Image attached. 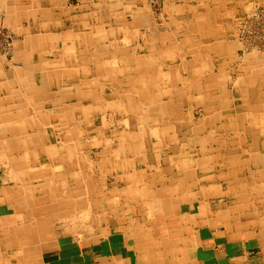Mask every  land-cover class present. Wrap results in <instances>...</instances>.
Masks as SVG:
<instances>
[{"label":"crops","instance_id":"0c3cea01","mask_svg":"<svg viewBox=\"0 0 264 264\" xmlns=\"http://www.w3.org/2000/svg\"><path fill=\"white\" fill-rule=\"evenodd\" d=\"M69 1L0 0V264H264V62L217 31L242 0Z\"/></svg>","mask_w":264,"mask_h":264},{"label":"rangeland","instance_id":"374dc122","mask_svg":"<svg viewBox=\"0 0 264 264\" xmlns=\"http://www.w3.org/2000/svg\"><path fill=\"white\" fill-rule=\"evenodd\" d=\"M192 0V4H193ZM147 6L149 8L150 16L153 17L155 22L158 24L163 23L165 21V13L167 12V4L168 0H146ZM69 4L72 6H77L78 2L77 0H70ZM232 6H228L227 11H223L221 14V17L225 16L226 12L229 13V10L231 9L230 15L228 16L232 17L228 20H219L217 22L218 29L217 31L220 32L221 29L224 31H221L225 33L224 42L226 44L231 45L232 43L235 44V60L230 68L231 72L238 71L235 66L237 62L242 61L245 59V55L251 52H257L260 53L264 62V0H242V3L235 6L236 3H231ZM237 12V13H236ZM1 22V20H0ZM226 25V26H225ZM165 28H168V26H164ZM20 39L19 35L15 32L14 28H12L9 25L4 24V22L0 23V62L5 65L11 63L13 59V50L16 42ZM196 41H202V38H195ZM200 43V42H198ZM203 43V42H201ZM190 54H185L183 56V53L181 54L180 59V65L184 64L183 59L187 56L189 57ZM184 57V58H183ZM232 60L229 61L228 64H230ZM223 62V61H220ZM216 63V62H215ZM217 65V64H216ZM214 67V66H213ZM107 90V87H106ZM189 114H193V117L195 119H199L201 115L203 114V108L200 107L199 104L195 105H189V103L186 100H182L180 102V112L179 116L181 120L187 119V116ZM88 119V118H87ZM86 119V120H87ZM86 120L82 122L83 126L86 130ZM94 122V124H101V119L98 118H90L88 125H91ZM106 132H108V127H104ZM89 136L91 135V132L87 131ZM87 132L84 131V137L83 139L89 141ZM103 136H107V133H103ZM87 141V142H88ZM85 152L88 153V156L91 155L90 148L85 149ZM91 158V157H90ZM107 161V158L104 159ZM107 181V180H106ZM106 181H100V183L106 187ZM102 200V199H101ZM90 201V200H89ZM90 212L92 211V208L90 206H86ZM75 216V214H74ZM73 216V219L68 217V222L72 223L75 219ZM91 218L88 219V225H83V221L85 222V218L82 219V217H79L78 222L81 223V228L79 230L83 231H91L88 226H91ZM69 223L68 230L70 232H76L77 230L75 228H72ZM75 224V223H74Z\"/></svg>","mask_w":264,"mask_h":264}]
</instances>
